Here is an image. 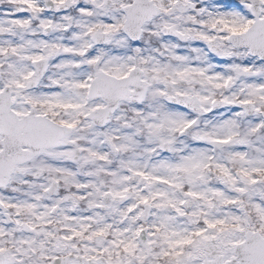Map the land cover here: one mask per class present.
<instances>
[{
  "label": "snow or ice",
  "instance_id": "obj_1",
  "mask_svg": "<svg viewBox=\"0 0 264 264\" xmlns=\"http://www.w3.org/2000/svg\"><path fill=\"white\" fill-rule=\"evenodd\" d=\"M0 264H264V0H0Z\"/></svg>",
  "mask_w": 264,
  "mask_h": 264
}]
</instances>
